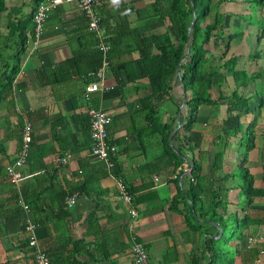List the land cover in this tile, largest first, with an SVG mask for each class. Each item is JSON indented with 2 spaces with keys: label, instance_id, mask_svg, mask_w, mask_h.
Masks as SVG:
<instances>
[{
  "label": "crops",
  "instance_id": "1",
  "mask_svg": "<svg viewBox=\"0 0 264 264\" xmlns=\"http://www.w3.org/2000/svg\"><path fill=\"white\" fill-rule=\"evenodd\" d=\"M149 1L102 0L97 12L100 19L108 17V25L125 16L133 26L142 21L134 12L126 11L127 7L138 9ZM219 1L215 9L226 24V31L238 33L229 41L228 53L243 62L247 73L263 72L264 0ZM31 7V0H6L0 13V33L5 35L6 25L28 14ZM100 27L104 33L101 21ZM90 33L77 3H61L50 9L38 43L33 46L31 36L27 37L11 93L0 100V264H34L23 229L25 215L36 224L33 231L36 245L52 257V264L74 259L76 264H133L128 249L134 238L144 245L148 264H210L208 255L200 254L198 232L188 230L182 215L168 209L176 185L183 187L189 179L186 173L191 167L183 158L189 160L191 151L173 141L174 147L182 151L180 168L186 169L176 176L175 183L177 169L170 173L166 160H155L162 154V147L156 144L155 129L146 125L138 109V99L149 93L146 79L124 83L119 89L107 64L101 81L108 88L90 93L89 101L82 98L84 85L95 80L92 71H87L83 64ZM75 55L76 67L58 68ZM134 56L132 53L131 57ZM240 90L249 97L248 111L239 115L241 130L250 128L253 132V147L246 151L245 166L253 176L254 186L264 191V81L256 78ZM179 91L180 97H175V101L178 98L180 109ZM89 104L112 116L108 138L117 148L114 160L118 174L127 186L136 190L137 201L131 204L136 211L134 217L117 199L115 178L106 174L103 164L89 154L91 142L86 129ZM181 112L184 113V108ZM198 116L200 123L195 124L189 135L199 145L198 149L206 151L221 121L227 125L236 122L225 117L223 104L215 117L209 115L208 106L200 105ZM166 119L167 114L162 115V120ZM25 120L31 125V148L20 167L24 177L14 186L8 182L4 166L17 154ZM250 121L253 127L248 126ZM236 142L237 138L230 139L231 145L224 155L225 172L236 168L243 154L240 149L244 152V146L238 147ZM65 153L70 155L67 161H57ZM208 161L207 153V165ZM234 181L237 182L233 179L231 183ZM83 184L80 193L72 192L76 194L73 202L66 205L69 195L61 199L62 194ZM229 192L233 198L236 190ZM19 196L28 206L26 213L18 204ZM254 201L251 208L256 210L251 211L263 219L242 229L245 239L239 241V246H246L247 237H256L250 246L255 245L259 253L251 262L244 263L235 255V264H264V194Z\"/></svg>",
  "mask_w": 264,
  "mask_h": 264
},
{
  "label": "trees",
  "instance_id": "2",
  "mask_svg": "<svg viewBox=\"0 0 264 264\" xmlns=\"http://www.w3.org/2000/svg\"><path fill=\"white\" fill-rule=\"evenodd\" d=\"M5 1L0 0V13L5 8ZM39 1L31 0V11L20 19L9 22L5 35L0 33V100L11 93L12 81L20 66V56L26 47L27 37L32 35V10ZM221 1L224 0L219 2ZM217 5L218 0H150L138 9L127 7L126 11L134 12L136 17L141 19L139 24L131 26L125 16L114 20L112 25L107 24L108 17H102L100 21L105 39L109 42L106 54L108 67L119 89L124 83L146 79L149 93L138 99V109L142 112L146 125L155 129L156 144L162 147V154L155 160H166L170 173L177 169L173 179L175 183L176 176L182 173V151L180 147H174L173 141L177 140L181 147L191 151L189 179L183 187L176 185L168 209L182 215L188 230L198 232L200 254H207L210 264H235V255L244 263L251 262L259 253L255 245L245 246L246 248L239 246V241L245 239L242 229L262 222L263 217L255 216L251 210L256 209L251 206L256 198L264 194L263 189L254 186L253 176L245 166L246 151L253 147V132L250 128L244 132L241 130L239 115L241 112H247L249 105V97L244 96L240 89L256 78L264 81V71L247 73L243 62H239L236 55L228 53L229 41L238 33L226 31V24L215 9ZM192 17L188 52L176 77L175 68L184 56L186 28ZM90 39L91 42L86 43L87 58L83 64L87 71H94L100 64L101 56L91 33ZM132 53L135 54L134 57H131ZM76 57L77 55L65 60L58 68L76 67ZM173 78L184 97V118L179 114L176 123L174 121L179 112V105L172 94ZM220 104L224 105L225 117L236 119V122L227 125L221 121V127L215 131L208 151L200 150L199 145L189 135L195 124L200 123L198 108L200 105L208 106L209 115L215 117ZM164 114H167L166 120H162ZM109 123L106 126V139L115 144L108 138ZM250 125L252 126V121L248 126ZM232 137L237 138L238 147L244 146V152L236 168L225 172L224 155L231 145ZM30 145L31 140L29 149ZM110 161L111 167L106 174L120 179L130 195L131 204H134L137 201L134 194L136 190L127 186L118 174L114 156L110 157ZM233 179L237 182L231 183ZM82 186L84 184L74 186L64 196L62 194L61 199L74 191L80 193ZM231 189L236 190L233 198H230ZM224 227H227L228 235L223 239ZM219 230V238L214 239L213 236H216ZM220 238L229 243L230 250L222 252L215 247L214 241ZM138 241L134 238L130 243ZM88 254L92 255L89 252ZM46 256L48 264H52V257L49 254ZM60 264H76V261L64 260Z\"/></svg>",
  "mask_w": 264,
  "mask_h": 264
},
{
  "label": "built area",
  "instance_id": "3",
  "mask_svg": "<svg viewBox=\"0 0 264 264\" xmlns=\"http://www.w3.org/2000/svg\"><path fill=\"white\" fill-rule=\"evenodd\" d=\"M75 2L78 4L81 12L86 19V29L91 32L96 38V48L101 53V61L99 66L90 73L95 77L94 81L88 82L83 87L82 98L85 101H89V94L95 91H102L108 87L102 85V73L106 68L108 62L106 54L109 50V44L105 41V35L100 27V15L97 12V7L100 5L102 0H40L32 12V24L33 30L31 35V43L35 46L41 36L43 23L46 19L47 13L50 9L61 3ZM86 115L88 116V130L89 139L91 146L89 149V154L92 158L100 161L104 168L108 170L111 167L110 157L116 154L115 144H111L107 141L106 126L111 121V114L99 107H93L90 104L87 105ZM31 140V125L29 121L25 120L20 129V145L15 158L4 166V173L11 185L16 186L18 182L24 177L23 172L20 167L25 163L29 143ZM70 157L68 153H65L62 157H58L57 161L66 162ZM189 165V164H188ZM187 168V163L185 164ZM186 172V169H182ZM116 186V196L117 199L124 204L127 212L130 216H136V211L131 205V198L128 194L126 187L120 181V179L115 178ZM76 194H70L65 202L66 205H70ZM18 204L23 212L28 211V206L23 202L21 197H18ZM36 224L31 222L29 218L25 215L23 222V229L26 233L27 245L32 250V259L34 264H48V258L46 254L40 250L36 245V240L34 236V228ZM256 237H247L246 246L249 247L251 244L256 242ZM128 252L131 257L133 264H148L147 253L143 245L139 242H132L129 246Z\"/></svg>",
  "mask_w": 264,
  "mask_h": 264
},
{
  "label": "water",
  "instance_id": "4",
  "mask_svg": "<svg viewBox=\"0 0 264 264\" xmlns=\"http://www.w3.org/2000/svg\"><path fill=\"white\" fill-rule=\"evenodd\" d=\"M192 22H193V17L191 18V21H190V23L188 24V26H187V28H186V42H185V44H184V56L180 59V61H179V63H178V65H177V67L175 68V76L176 77H178V75H179V67H180V65L185 61V59H186V55H187V52H188V37H189V31H190V29H191V26H192ZM175 78H173L172 79V81H171V84L173 85V83H174V80ZM181 105H182V108H183V106H184V97H183V95L181 96ZM181 107H180V109H179V112L177 113V115H176V118H175V121H174V123H176L177 121H178V116H179V114L181 115V117H182V119L184 118V113L183 112H181V109H182ZM177 127V126H176ZM174 132V130L171 132V134ZM168 143L170 144V136H169V138H168ZM184 160H185V162H187V163H189V160L188 159H186V158H183ZM190 168L188 169V171H187V175H189L190 174ZM220 234H221V230H219V232H218V234L216 235V236H213V238L214 239H217V238H219V236H220Z\"/></svg>",
  "mask_w": 264,
  "mask_h": 264
},
{
  "label": "rangeland",
  "instance_id": "5",
  "mask_svg": "<svg viewBox=\"0 0 264 264\" xmlns=\"http://www.w3.org/2000/svg\"><path fill=\"white\" fill-rule=\"evenodd\" d=\"M174 87L175 88L172 89V94H173L174 98L175 97H180L179 96V92H180L179 90L180 89L178 88V83L177 82H176V85ZM176 100H177V103H180V101L178 100V98H176ZM242 144H244V143H242ZM240 151H241V153H243L242 152V148L240 149ZM227 235H228V229H227V227H224L223 228V236H222V238L224 239V237H226ZM222 238H220L217 241H214L215 247H217V249L218 250H221L222 252L225 251V250H230L231 248H230L229 243L226 242V240H223ZM229 254H230V252H229Z\"/></svg>",
  "mask_w": 264,
  "mask_h": 264
},
{
  "label": "clouds",
  "instance_id": "6",
  "mask_svg": "<svg viewBox=\"0 0 264 264\" xmlns=\"http://www.w3.org/2000/svg\"><path fill=\"white\" fill-rule=\"evenodd\" d=\"M113 2L115 3V2H116V0H113Z\"/></svg>",
  "mask_w": 264,
  "mask_h": 264
}]
</instances>
